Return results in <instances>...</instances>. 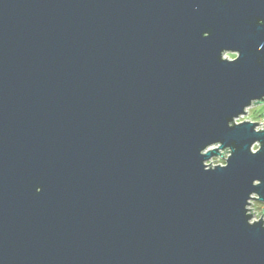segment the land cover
I'll use <instances>...</instances> for the list:
<instances>
[{
    "label": "water",
    "instance_id": "1",
    "mask_svg": "<svg viewBox=\"0 0 264 264\" xmlns=\"http://www.w3.org/2000/svg\"><path fill=\"white\" fill-rule=\"evenodd\" d=\"M261 104L264 0H0V264H264Z\"/></svg>",
    "mask_w": 264,
    "mask_h": 264
},
{
    "label": "rangeland",
    "instance_id": "2",
    "mask_svg": "<svg viewBox=\"0 0 264 264\" xmlns=\"http://www.w3.org/2000/svg\"><path fill=\"white\" fill-rule=\"evenodd\" d=\"M235 56H236V55H234V54H228V57L231 58V59L235 58ZM262 112H264V104L254 106V107H252V108H250V109L248 110L247 115L240 117V118L237 120V122H242V121H246V120L253 121L252 119H254V120H258V118H259L258 115H259L260 113H262ZM253 122H254V121H253ZM257 148H258V146L256 145V146L253 148V150L256 151ZM223 152H224V151H222V153H223ZM228 156H229V153H228V152H225L224 157H214L213 159H211V160H210L209 162H207V163H208V164L211 163V165H213V166H215V165H219V164H220V165H225V164H226V159L228 158ZM263 206H264V205H263L262 203H259L258 201H255V200L252 201V205H251L250 208L253 209V212H254L255 215L258 214V216H256V217H258V219L261 218V213H260V212H262ZM255 212H256V213H255ZM259 213H260V214H259Z\"/></svg>",
    "mask_w": 264,
    "mask_h": 264
},
{
    "label": "built area",
    "instance_id": "3",
    "mask_svg": "<svg viewBox=\"0 0 264 264\" xmlns=\"http://www.w3.org/2000/svg\"><path fill=\"white\" fill-rule=\"evenodd\" d=\"M258 120H254V119H252L254 122H259V124L260 125H258V127H257V129L258 130H262V129H264V112H262V113H260L259 115H258ZM219 157H223V156H219ZM251 207V206H250ZM251 209V212L253 213V221L254 220H259L258 219V217H256L255 216V214H254V212H253V209L252 208H250ZM262 217V216H261Z\"/></svg>",
    "mask_w": 264,
    "mask_h": 264
},
{
    "label": "bare ground",
    "instance_id": "4",
    "mask_svg": "<svg viewBox=\"0 0 264 264\" xmlns=\"http://www.w3.org/2000/svg\"><path fill=\"white\" fill-rule=\"evenodd\" d=\"M252 205V204H251Z\"/></svg>",
    "mask_w": 264,
    "mask_h": 264
}]
</instances>
